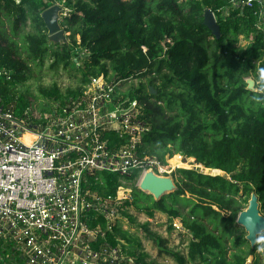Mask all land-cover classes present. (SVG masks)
<instances>
[{"label": "trees", "instance_id": "16d2710c", "mask_svg": "<svg viewBox=\"0 0 264 264\" xmlns=\"http://www.w3.org/2000/svg\"><path fill=\"white\" fill-rule=\"evenodd\" d=\"M65 1L74 7L61 24L70 42L52 46L41 17L50 2L0 0V69L24 81L28 66L23 54L28 61L50 57L54 65L68 68L78 66L84 52L88 57L83 61L80 86L63 92L54 84L41 89L44 99L64 103L70 95L81 94L92 78L104 76L119 83L115 96L124 99L129 112L140 110L147 126L141 147L146 156L157 157L165 165L172 159L173 166L187 167V158L198 164L175 168L177 190L158 201L134 183L130 186L131 202L127 200L125 206L144 209L149 217L161 212L181 219L193 235L188 254L183 255L144 225L159 254L178 264L198 260L202 264H261L257 253L264 254V233L252 248L237 218L253 193L264 208V3L240 9L232 7L231 0ZM207 9L220 25L219 38L205 25ZM23 26L32 30L25 32ZM19 35L22 47L14 39ZM240 35L249 41L246 47L237 46ZM251 75L261 80L256 84L259 91L247 89L246 78ZM131 80H138V86L121 92ZM9 86L1 77V103L23 116L31 103L17 98ZM152 88L156 93H151ZM136 175L134 171L129 179L134 181ZM98 176L100 180L91 179L92 189L116 195L117 174ZM178 204L189 207V212L182 213ZM114 232L109 239L113 248L124 243L136 264H155L147 261L140 241L132 246L133 239L122 228L115 227ZM231 242L235 252L229 256Z\"/></svg>", "mask_w": 264, "mask_h": 264}, {"label": "built area", "instance_id": "2783aa9c", "mask_svg": "<svg viewBox=\"0 0 264 264\" xmlns=\"http://www.w3.org/2000/svg\"><path fill=\"white\" fill-rule=\"evenodd\" d=\"M46 1L63 8L61 19L74 12L65 0ZM255 2L264 0H231L240 9ZM1 77L13 79L4 68ZM118 86L94 77L81 94L23 116L0 100V264H132L124 243L109 244L128 219L130 186L140 189L149 171L174 170L142 151L147 126L139 109L116 98ZM103 172L119 177L116 195L92 189Z\"/></svg>", "mask_w": 264, "mask_h": 264}, {"label": "rangeland", "instance_id": "374dc122", "mask_svg": "<svg viewBox=\"0 0 264 264\" xmlns=\"http://www.w3.org/2000/svg\"><path fill=\"white\" fill-rule=\"evenodd\" d=\"M72 1L74 4L77 2V0H72ZM70 12L73 13V11L70 10L67 12V14L65 13V15L61 19V24H63L66 18L71 16ZM23 27L25 32H29L30 30H32L31 26H23ZM62 29L65 31V35L67 37L68 42H70V39L68 37V32L66 31L65 26H62ZM6 30L8 34L11 35L10 26H6ZM239 38L240 40L237 43V46L246 47L249 41L246 40L243 35H240ZM14 39L18 42L20 47L23 46L21 35L15 36ZM54 44L57 45L56 43L52 42V46ZM62 44H63L62 42L59 43V45ZM54 49H56V47H54ZM81 56L82 57L78 58V66L80 65L81 68H79L78 66L74 67L73 65H70L68 68H65L62 65H54V60H52L50 57L46 58L44 61L33 62V61H28L27 56L23 54L21 58L26 62V65L28 66V69L23 72V75L25 76L26 79L24 81H19L18 79L9 80V85H10L9 87H11L15 92H17V98L21 96L23 97L24 100H28L31 103L30 107L35 112H46V110L49 111L52 108V100L44 99V97L41 94V89L51 88L54 84H58V86L61 88L63 92H66L68 89L78 88V86H80L81 84V79H82L83 61L88 57L87 55L85 56L84 52L81 53ZM247 79L254 80L257 85H259L261 81L260 79H256L254 75L247 77L246 80ZM138 84H139L138 80L128 81V83L125 86H123L120 89V91L124 92L131 85L138 86ZM255 91H259L256 85H255ZM1 99L2 97L0 96V100ZM171 160L172 159H170L168 166H170L174 170L178 166H173ZM184 163L187 165V167L179 166L178 168H192V167L195 168V166L198 167V164L195 161H193L192 158L191 159L187 158L186 160H184ZM167 177L174 178L173 171H171L170 175H168ZM131 190L130 193H132ZM122 195L123 194H121V196ZM177 206L178 208H180L182 213H188L190 210L189 207L184 208L182 204H178ZM260 208L262 215H264V208H262L261 206ZM128 215H131L134 220L131 222L128 218L120 221V228H122V230L126 232V235L130 238V240L133 239L132 246L139 241L141 242L142 252L146 254L148 262L155 264H178L170 256L159 254L158 247L152 240L149 239L147 233L145 232L143 226L147 224L152 232H155L157 235L161 236L164 240L167 241L168 247L170 249L180 252L183 255L188 254V246L193 238V235L191 232H189L183 227L181 219H171L166 214H163L161 212H155L153 217H149L144 211V209H137L134 206H131L129 208ZM246 234L247 233L245 231V237ZM259 240H262L261 236H259ZM125 246L127 249L128 247L131 248L130 245L127 244L126 242H125ZM228 247L230 249V253H229L230 256L231 253L235 252V249H232L233 243L231 242L228 245ZM247 248L248 247L246 246L244 249ZM257 254L260 263L264 264L263 252L259 250ZM250 262L251 260L248 261V263ZM132 264H136V260H133ZM189 264H202V263H200V260H198V261H189Z\"/></svg>", "mask_w": 264, "mask_h": 264}, {"label": "water", "instance_id": "95a60500", "mask_svg": "<svg viewBox=\"0 0 264 264\" xmlns=\"http://www.w3.org/2000/svg\"><path fill=\"white\" fill-rule=\"evenodd\" d=\"M62 11L63 8L60 5H55L43 11L41 15L48 29L50 40L56 44L60 42L63 44L68 43L65 31L60 23ZM204 21L212 33L219 38L221 36L220 25L215 14L210 9L205 10ZM246 82L248 84L247 89L255 91L256 82L252 79H247ZM151 93L154 94L156 91L152 88ZM140 190L152 195L158 201L175 192L177 186L174 178L158 176L154 172L149 171L141 181ZM260 206L261 202L258 196L253 193L248 202V207L237 218V224L246 231V239L252 248L257 245L259 236L264 233V215L261 213Z\"/></svg>", "mask_w": 264, "mask_h": 264}, {"label": "bare ground", "instance_id": "6f19581e", "mask_svg": "<svg viewBox=\"0 0 264 264\" xmlns=\"http://www.w3.org/2000/svg\"><path fill=\"white\" fill-rule=\"evenodd\" d=\"M25 139H26L27 143H31L32 142V140H28V136L27 135L25 136Z\"/></svg>", "mask_w": 264, "mask_h": 264}]
</instances>
